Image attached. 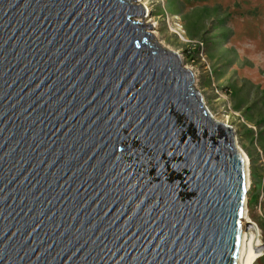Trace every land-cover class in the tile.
<instances>
[{
    "label": "water",
    "instance_id": "water-1",
    "mask_svg": "<svg viewBox=\"0 0 264 264\" xmlns=\"http://www.w3.org/2000/svg\"><path fill=\"white\" fill-rule=\"evenodd\" d=\"M131 1L0 0V264H238L248 159Z\"/></svg>",
    "mask_w": 264,
    "mask_h": 264
},
{
    "label": "rangeland",
    "instance_id": "rangeland-1",
    "mask_svg": "<svg viewBox=\"0 0 264 264\" xmlns=\"http://www.w3.org/2000/svg\"><path fill=\"white\" fill-rule=\"evenodd\" d=\"M135 20L177 53L215 120L235 130L249 162L248 220L264 237V0H137ZM249 189V190H250ZM247 219H243V222ZM263 254L261 252L258 257ZM264 264V257L256 263Z\"/></svg>",
    "mask_w": 264,
    "mask_h": 264
},
{
    "label": "bare ground",
    "instance_id": "bare-ground-1",
    "mask_svg": "<svg viewBox=\"0 0 264 264\" xmlns=\"http://www.w3.org/2000/svg\"><path fill=\"white\" fill-rule=\"evenodd\" d=\"M250 178H248L247 183L249 184ZM247 211V210H246ZM245 211V215L243 219H247L245 222H252L248 220L247 212ZM255 224L254 222H252ZM256 227V228H255ZM248 226L247 229H243L242 234V245L241 250L238 258V264H253L255 259L259 256L260 253H256L254 248L261 244L260 241V231L255 224Z\"/></svg>",
    "mask_w": 264,
    "mask_h": 264
},
{
    "label": "trees",
    "instance_id": "trees-1",
    "mask_svg": "<svg viewBox=\"0 0 264 264\" xmlns=\"http://www.w3.org/2000/svg\"><path fill=\"white\" fill-rule=\"evenodd\" d=\"M250 176H251V178H253V172H252V171H250ZM250 190H251L252 193H253V192L256 190V188L254 187V188H251ZM248 204H251V198H248ZM262 240H263V243H264V237H263ZM260 257H264V252H263V254H262ZM260 257H257V258L255 259L254 263H256L257 260L260 259Z\"/></svg>",
    "mask_w": 264,
    "mask_h": 264
},
{
    "label": "built area",
    "instance_id": "built-area-1",
    "mask_svg": "<svg viewBox=\"0 0 264 264\" xmlns=\"http://www.w3.org/2000/svg\"><path fill=\"white\" fill-rule=\"evenodd\" d=\"M262 200H264V194L261 193V195L259 196V204Z\"/></svg>",
    "mask_w": 264,
    "mask_h": 264
}]
</instances>
